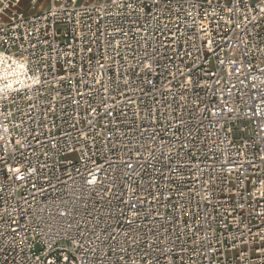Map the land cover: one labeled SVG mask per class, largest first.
<instances>
[{"label": "built area", "instance_id": "built-area-1", "mask_svg": "<svg viewBox=\"0 0 264 264\" xmlns=\"http://www.w3.org/2000/svg\"><path fill=\"white\" fill-rule=\"evenodd\" d=\"M0 264H264V0H0Z\"/></svg>", "mask_w": 264, "mask_h": 264}, {"label": "bare ground", "instance_id": "bare-ground-1", "mask_svg": "<svg viewBox=\"0 0 264 264\" xmlns=\"http://www.w3.org/2000/svg\"><path fill=\"white\" fill-rule=\"evenodd\" d=\"M18 75L19 74L16 70H11V71L1 70L0 71L1 80H3L4 82L14 83L19 80Z\"/></svg>", "mask_w": 264, "mask_h": 264}]
</instances>
